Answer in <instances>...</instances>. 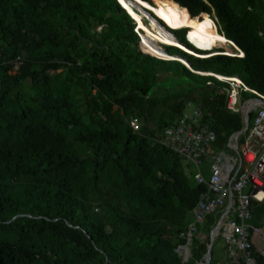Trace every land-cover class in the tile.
I'll list each match as a JSON object with an SVG mask.
<instances>
[{"label":"trees","instance_id":"1","mask_svg":"<svg viewBox=\"0 0 264 264\" xmlns=\"http://www.w3.org/2000/svg\"><path fill=\"white\" fill-rule=\"evenodd\" d=\"M149 1L0 0V264L204 261L221 213L192 234L184 260L181 234L207 188L157 139L192 102L215 129L216 148L232 151L244 118L225 107L227 85L214 75L264 94V0ZM138 5L177 28L163 29L188 49L160 45L191 69L143 48ZM176 7L189 23L211 18L234 44L215 47L234 53L194 41L190 27L171 22ZM252 205L250 223L264 230V200ZM263 240L250 238L252 264H264ZM215 245L209 264L221 261Z\"/></svg>","mask_w":264,"mask_h":264},{"label":"built area","instance_id":"2","mask_svg":"<svg viewBox=\"0 0 264 264\" xmlns=\"http://www.w3.org/2000/svg\"><path fill=\"white\" fill-rule=\"evenodd\" d=\"M259 34L264 35V27ZM21 63L22 59L17 58L14 69H18ZM214 76L223 81L229 90L225 103L227 109L243 115L244 109L252 106L251 113L254 115L248 127L233 143H228L233 152L216 148L218 135L215 129L204 121L202 108L192 102L157 139L182 156L185 162L192 163L195 180L207 188L192 211L193 220L187 231L181 234L186 237L187 244L180 245L177 250L184 260H188L192 234L197 232L208 215L221 213L231 202L233 215H226L219 229L231 260L216 264H237L240 257L247 264H252L250 238L262 233L260 228L250 224L252 201L264 200V103H254L258 101L257 98L264 100V94L249 87L238 76ZM241 90L251 91L256 97L243 98ZM130 125L133 130H139L140 119L131 117ZM240 136L242 141L238 145Z\"/></svg>","mask_w":264,"mask_h":264},{"label":"bare ground","instance_id":"3","mask_svg":"<svg viewBox=\"0 0 264 264\" xmlns=\"http://www.w3.org/2000/svg\"><path fill=\"white\" fill-rule=\"evenodd\" d=\"M129 12V11H128ZM171 22L176 26H186L191 28V35L195 41L207 45L209 48H214L216 43L228 41L227 38L217 31V26L211 18H205L200 22L189 23L187 20V15L184 10L176 7L171 11ZM137 17L141 21V27L146 32L142 35L143 48L154 55L155 57L169 58L173 59L171 55L166 54L165 51L153 42V39L157 40L161 44H170L180 47L182 49H188L182 43H180L176 38L167 33L160 25H158L153 20H150L149 15L141 9H137ZM137 23V20L134 19ZM145 20V21H144ZM151 21L150 27L148 28L147 22ZM138 24V23H137ZM140 29V28H139ZM152 38H151V37ZM202 49V48H201ZM184 63H187L185 59L180 58ZM187 65H190L187 63ZM204 73L205 72H201ZM214 75V74H213Z\"/></svg>","mask_w":264,"mask_h":264},{"label":"rangeland","instance_id":"4","mask_svg":"<svg viewBox=\"0 0 264 264\" xmlns=\"http://www.w3.org/2000/svg\"><path fill=\"white\" fill-rule=\"evenodd\" d=\"M144 12H147V14L149 15V17H150V20L152 21H154V22H156L158 25H160L162 28H164V29H166L167 31H170L171 32V30L163 23V20L162 19H159V18H157V17H155V14H153V12H151V11H148V10H146L145 8H143V7H141L140 5H138ZM170 15H171V13H170ZM171 17V16H170ZM203 17V16H202ZM133 19H136L137 20V23H138V27H137V25H136V28H135V31L136 32H138V34H139V36H140V38L142 37V35L144 34H146V32L143 30V28L141 27V21H140V19H139V17H137V16H135L134 14H133ZM145 21V20H144ZM151 21H148L147 22V27L149 28L150 27V23H151ZM140 28V29H139ZM150 29H151V27H150ZM172 33V32H171ZM173 34V33H172ZM151 37V36H150ZM152 38V37H151ZM191 38L193 39V37H192V35H191ZM194 40V39H193ZM195 41V40H194ZM143 42V41H142ZM153 42L155 43V44H158V43H160V42H158L157 40H155V39H153ZM196 42H198V41H196ZM144 43V42H143ZM198 43H200V42H198ZM200 44H203V43H200ZM142 47V46H141ZM219 49H224V53L226 52V50H230V51H232L233 53H234V49H233V47L230 45V44H228V43H220L219 45H217L216 47H214L213 48V50H212V52L213 51H215V52H213L214 54L215 53H218V50ZM142 50H143V48H142ZM202 50H204V49H202ZM211 51V50H210ZM143 52H145L144 50H143ZM189 52V51H188ZM190 53H192V52H190ZM212 53V54H213ZM234 55V54H233ZM242 56V55H241ZM241 92L242 93H244V94H246L249 98H254V97H256V96H254L253 94V92H251V91H248V90H241ZM225 97V96H224ZM223 96H220L219 98H224ZM110 136V135H109ZM264 241V240H263ZM215 242H216V245H215V250H214V256L215 257H217V258H219V259H221V260H223V261H225V262H227V261H230V259H229V256L227 257V253L225 252V250H224V245H223V239H218L217 241L215 240ZM214 242V243H215ZM228 259V260H227Z\"/></svg>","mask_w":264,"mask_h":264},{"label":"water","instance_id":"5","mask_svg":"<svg viewBox=\"0 0 264 264\" xmlns=\"http://www.w3.org/2000/svg\"><path fill=\"white\" fill-rule=\"evenodd\" d=\"M151 1V4H154L153 0H150ZM149 1V3H150ZM187 39H188V36H187ZM189 40V39H188ZM190 41V40H189ZM228 42H231V41H228ZM192 43V42H191ZM232 43V42H231ZM161 43H158L157 45L161 47L160 45ZM163 44V43H162ZM232 45L234 46V44L232 43ZM197 47V46H196ZM162 48V47H161ZM198 48V47H197ZM163 49V48H162ZM164 50V49H163ZM165 51V50H164ZM147 53V52H145ZM166 53V52H165ZM150 54V53H148ZM168 54V53H166ZM152 55V54H150ZM153 56V55H152ZM171 57H174V56H171ZM161 59H169V58H162V57H159ZM173 59H177V60H180V57H174ZM181 62H183L182 60H180ZM186 61V60H185ZM184 63V62H183ZM188 63V62H187ZM187 63H184L187 67H190V65H187ZM200 73V72H199ZM225 92L226 94L229 92L228 88H225ZM258 101H256L254 103L255 104H261V103H264V100L261 99V101L259 100V98H257ZM251 109H252V106H249L247 108L244 109V111L242 112L243 113V118H244V128L236 133H234L230 139H229V143H233V140L236 139L242 132L244 129H246L249 125V122H250V113H251ZM231 206V202L229 203V207ZM228 210L222 214L216 224V226L213 228L212 232H211V235H210V244L208 246V251L206 252V255H205V259L204 261L200 262L199 264H209L211 259H212V248H213V245H214V242H215V239L219 233V229H220V226L222 225L223 221H224V218L227 214Z\"/></svg>","mask_w":264,"mask_h":264},{"label":"crops","instance_id":"6","mask_svg":"<svg viewBox=\"0 0 264 264\" xmlns=\"http://www.w3.org/2000/svg\"><path fill=\"white\" fill-rule=\"evenodd\" d=\"M241 51V50H240ZM242 52V51H241ZM243 53V52H242ZM244 128V127H243ZM253 207V206H252ZM228 210V212H227V214L226 215H229V216H231V215H233V210H232V207H229V204H228V206L227 207H225L222 211H221V215L222 214H224L226 211ZM250 221H251V219H250ZM251 224V223H250ZM252 225V224H251ZM259 228V227H258ZM261 230H262V233L264 234V230H263V228H260ZM217 238V237H216ZM224 239V238H223ZM216 240V239H215ZM224 242H225V240H224ZM226 244V243H225ZM228 255H227V257L229 256V253H228V251L226 252ZM229 259H230V257H229ZM231 260V259H230ZM221 261H223V260H221Z\"/></svg>","mask_w":264,"mask_h":264},{"label":"snow or ice","instance_id":"7","mask_svg":"<svg viewBox=\"0 0 264 264\" xmlns=\"http://www.w3.org/2000/svg\"><path fill=\"white\" fill-rule=\"evenodd\" d=\"M241 55H243V54L241 53Z\"/></svg>","mask_w":264,"mask_h":264},{"label":"clouds","instance_id":"8","mask_svg":"<svg viewBox=\"0 0 264 264\" xmlns=\"http://www.w3.org/2000/svg\"><path fill=\"white\" fill-rule=\"evenodd\" d=\"M200 49V48H199ZM210 51V50H209Z\"/></svg>","mask_w":264,"mask_h":264}]
</instances>
